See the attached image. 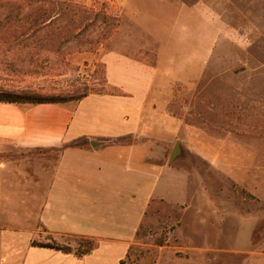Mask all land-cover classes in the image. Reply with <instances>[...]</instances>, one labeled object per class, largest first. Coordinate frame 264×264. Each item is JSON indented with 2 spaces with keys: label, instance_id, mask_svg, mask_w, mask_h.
<instances>
[{
  "label": "rangeland",
  "instance_id": "374dc122",
  "mask_svg": "<svg viewBox=\"0 0 264 264\" xmlns=\"http://www.w3.org/2000/svg\"><path fill=\"white\" fill-rule=\"evenodd\" d=\"M125 91L185 125L142 137L151 160L139 162L145 176L131 188L169 201L148 204L123 264H264V0H46L41 10L0 0V97L73 108L84 94ZM160 152L172 167L153 171ZM143 201L130 197L131 207ZM38 231L35 243H47ZM120 253L72 264H117ZM71 260L37 254L32 264Z\"/></svg>",
  "mask_w": 264,
  "mask_h": 264
},
{
  "label": "crops",
  "instance_id": "0c3cea01",
  "mask_svg": "<svg viewBox=\"0 0 264 264\" xmlns=\"http://www.w3.org/2000/svg\"><path fill=\"white\" fill-rule=\"evenodd\" d=\"M91 94L73 108L62 103L0 102V264H32L34 255L75 259L92 256L111 247L127 257L143 222L148 204L163 194L149 192L131 180L145 176L139 162H148L145 149L151 142L142 137L157 129L177 136L185 123L161 109L147 111L145 98ZM129 136L138 141L124 142ZM160 139V138H159ZM86 140L87 145L71 146ZM12 150L19 156L2 155ZM36 153V155H30ZM153 171L172 166L160 162ZM188 184L184 182V188ZM143 195V204L130 197ZM132 210V215L130 214ZM132 220V230L125 235ZM62 244L78 237L95 239L89 254L33 245L38 228Z\"/></svg>",
  "mask_w": 264,
  "mask_h": 264
},
{
  "label": "trees",
  "instance_id": "16d2710c",
  "mask_svg": "<svg viewBox=\"0 0 264 264\" xmlns=\"http://www.w3.org/2000/svg\"><path fill=\"white\" fill-rule=\"evenodd\" d=\"M14 1V0H13ZM18 1L20 4L23 3H38L40 6V10L43 8L44 4L46 3V0H40L37 2L36 0H15ZM89 94H84L82 97H80L78 100H82L84 97L88 96ZM0 102H11V103H23L19 100L17 95H8V96H1ZM64 101L57 97H50V98H43L36 102H32V104L37 103H63ZM48 242L43 244H36L35 241H33L34 246L42 247V248H48L53 249L57 251H61L63 253H74L77 257H82L86 254L91 253L96 247L97 242L95 239L87 238V237H78L76 242V246L74 248L60 244L53 240L51 237H47ZM121 264H123V261H121Z\"/></svg>",
  "mask_w": 264,
  "mask_h": 264
},
{
  "label": "water",
  "instance_id": "95a60500",
  "mask_svg": "<svg viewBox=\"0 0 264 264\" xmlns=\"http://www.w3.org/2000/svg\"><path fill=\"white\" fill-rule=\"evenodd\" d=\"M181 147H180V141H177L173 147V150L171 152L169 163H172L175 159H177L181 155Z\"/></svg>",
  "mask_w": 264,
  "mask_h": 264
}]
</instances>
